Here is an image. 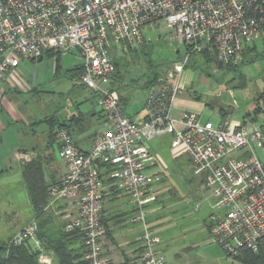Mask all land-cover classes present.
I'll return each instance as SVG.
<instances>
[{"label": "built area", "instance_id": "2783aa9c", "mask_svg": "<svg viewBox=\"0 0 264 264\" xmlns=\"http://www.w3.org/2000/svg\"><path fill=\"white\" fill-rule=\"evenodd\" d=\"M157 23L170 30L183 55L166 78L148 84L144 116L129 117L111 88L115 67L109 49H136L144 41L142 29ZM263 32L264 0H0V87L9 80L22 88L15 72L22 60L76 50L81 58L76 84L95 95L102 114L101 130L87 152L66 129L53 130L65 174L49 188L45 207L56 211L67 201L75 207L63 230L81 233L89 264H107L104 179L135 205L140 263L166 264L145 211L154 200L150 169L155 157L147 142L158 135H170L173 156L186 155L191 172L203 180L213 201L210 234L225 255L264 249V128L250 121L232 128L228 119L202 123L195 112L172 114L191 55L205 52L216 70L236 66L244 46ZM37 232L32 219L9 239L7 249L35 239ZM39 261L48 264L42 255Z\"/></svg>", "mask_w": 264, "mask_h": 264}, {"label": "rangeland", "instance_id": "374dc122", "mask_svg": "<svg viewBox=\"0 0 264 264\" xmlns=\"http://www.w3.org/2000/svg\"><path fill=\"white\" fill-rule=\"evenodd\" d=\"M142 34L144 41L136 47L135 52L125 53L118 47L109 49L111 58L117 63L113 87L118 96L124 98L132 95L131 100L144 97L146 89L143 87L151 68L156 70L158 77L166 78L172 64L183 55L182 48L176 41L170 40V30L162 23L146 26ZM57 56L61 58L59 67L54 57L44 56L39 63L21 61L15 72L22 88L15 86L13 96L3 99V116H6L10 105L19 116L25 112L38 121L52 115L59 119L60 115L75 107L78 100L75 96L81 88L76 84L74 70L80 65L81 58L76 50ZM238 65L233 71L216 70L206 63L201 54L191 55L190 62L180 75L182 89L177 100L183 105L195 106L194 111L200 122L209 121L214 125L222 121L218 110L229 108L227 119L232 122L233 128L251 108L253 98L264 92V32L250 46H244ZM34 89L37 93L33 92ZM89 92L84 91L83 94L89 97ZM80 107L82 111L89 108L90 103L80 104ZM97 123L92 130L100 129ZM19 125L20 122L16 124L18 135L13 133L14 138L4 139L0 143V168L8 165V155H12L14 147L30 148L45 142L46 122L33 125L24 132L26 135L19 131ZM147 146L155 160L150 169L154 175L150 189L154 200L145 207L146 221L159 238L157 249L164 255L166 264H240L227 257L212 240L209 231L211 224L207 228L209 208L205 203L203 180L191 172L187 156H172L170 135L155 136L148 140ZM52 148L55 159L60 161L56 145L53 144ZM121 200L127 203V211L135 208L129 195ZM32 218L33 211L22 183L0 187V241H4L3 236L25 226ZM60 226L59 222L54 221L50 227L57 229ZM140 227L138 222L131 223L128 218L112 234L121 245L120 232H129L127 242L139 246L136 238ZM31 241L38 242L36 238L30 240L29 244ZM38 246L41 248L39 242ZM43 259L47 260L45 257Z\"/></svg>", "mask_w": 264, "mask_h": 264}, {"label": "crops", "instance_id": "0c3cea01", "mask_svg": "<svg viewBox=\"0 0 264 264\" xmlns=\"http://www.w3.org/2000/svg\"><path fill=\"white\" fill-rule=\"evenodd\" d=\"M80 65L78 66V68H80ZM3 85H4L3 87L2 86L0 87V143L4 139L14 138L12 137L14 135L13 133L18 135L16 124H18L19 122H20V125L18 127L19 131L24 135H26L24 132L25 131L27 132V130L33 125L46 122L47 134L45 136L46 137L45 142L41 146H31L30 148L27 147L17 148L16 146L12 149L11 151L12 155H8V165L6 166L7 168L6 167L0 168V187H6L11 184H16L18 182L22 183L24 187L21 176V167L25 162H28L36 157H39L43 162V171L47 183L53 184L59 182L65 174V166L62 163V161L60 163V161L55 159L52 147L53 144L54 145L56 144L54 140L49 139L48 135L51 133V131H53V129L57 128L58 125L65 124L75 144L81 150L85 152L89 151L92 146L93 139L97 136V134L101 130V128L97 129L96 131L92 130L94 124H96L97 122H98L97 124L100 127V123L102 119V114L96 103L95 95L93 93H90L89 90L79 87L81 89L79 93L75 96L78 97V100L75 102V107H73L74 109L71 108L68 111L64 112L62 115H60L59 119H56L55 115H52V116H46L44 120L38 121L31 118L28 114L26 115L25 112H24L25 116L23 114H20L19 116L16 109H14L11 105H10L11 107L10 106L8 107V112L5 113L6 116L5 115L3 116V112H1L3 99L7 98L8 96L11 98L14 94L13 91L15 90V86L9 80H6L3 83ZM84 91L89 92L91 95L89 94V97L86 96L85 94H83ZM33 92L37 93L35 89L33 90ZM143 98H136V100H130L128 105L122 108L124 114L133 118L143 117L144 116L143 105H142ZM177 99L178 96L176 97L172 111V114L174 116H181L185 112L196 113V111H194L195 106L183 105L182 102L178 101ZM87 102L90 103V107L85 108L84 110L81 111L80 104ZM14 112H16L18 116ZM22 115L24 116V118H22ZM239 123L240 122L235 123V126H237ZM28 137L29 136H27L26 138ZM10 156L11 158L9 159ZM172 156H173V152H172ZM104 192H105V197L102 207V221L104 222V225L106 226V229L109 232L108 235H105L102 244L105 259L107 260V262H110L111 264H121L123 263L124 260H129L131 264H141L140 263L141 251L139 249L140 245L134 246L131 245L132 242H127V238H128L127 235L129 232L126 231L120 232L119 238L121 240L120 243H122L121 245L118 243V240H116V238L112 234L113 230L117 227H122L128 218L131 223L136 222L135 221L136 208H134L131 211L126 210L127 203L125 202V200H121V199L127 197L128 195L124 191L117 189V187L112 183L104 185ZM211 201L212 198L205 189V203L209 208V213L207 218V220H209L208 226H210L211 224L210 216L213 214ZM75 212H76L75 207L69 201H67L61 203L57 207L56 211L47 210L45 214H47L46 215V217H48L47 221L50 223L49 225L51 226L52 222L54 221L59 222L61 225H64L68 219L75 216L76 214ZM21 228L22 226L17 230H13V232H10L9 234L3 236L4 241L1 242L4 243L5 241H7L12 235H14ZM140 234H141V227H140V232L136 238L137 242ZM30 245L38 249L40 248L38 246V242L31 241ZM42 256L47 259L48 264H57L56 259L53 257L50 251L44 250Z\"/></svg>", "mask_w": 264, "mask_h": 264}, {"label": "trees", "instance_id": "16d2710c", "mask_svg": "<svg viewBox=\"0 0 264 264\" xmlns=\"http://www.w3.org/2000/svg\"><path fill=\"white\" fill-rule=\"evenodd\" d=\"M135 51L136 49H133L129 50L128 52ZM57 55L61 54L52 52H46L44 54V56L47 57H54L59 67L61 58ZM201 55L203 58H205L206 63L210 65L212 64V59L207 54H205V52L201 53ZM112 61L115 67V74L111 83V88L112 90L117 91L113 87V83L117 76V63L113 59ZM238 66L239 65L224 68L221 65H218L217 67L218 70L233 71ZM74 71L76 72L75 76L77 78L80 73V68L77 67ZM158 76L159 75L156 70L151 68V72L148 76V79H146V83L143 88L146 89L148 84H150L153 79L157 78ZM131 98L132 95L126 96L124 98L123 96L119 95L120 106L123 108L124 106L128 105ZM250 107L251 108L243 114L241 122L250 121L259 125L261 128H264V92H261L259 96L253 98L252 105ZM229 110V108H220L218 110L222 121L227 120ZM58 127L64 128L68 131L65 124L58 125ZM52 133L53 131H51L48 137L49 139L54 140ZM21 176L30 206L33 211L32 219L35 220L38 225L36 240L40 243L41 248H35L29 244V241H26L19 246H13L7 249V243L4 244L0 241V264H42L39 261V258L43 253L42 249L50 251L53 257L56 259L57 264H89L90 262L87 258V250L85 248L81 233L78 231L65 232L63 230L64 225H61L57 229H54L53 227L51 228L49 225L50 223L47 221L48 217H46L47 214H45V207L50 200L48 192L49 188L55 183H47L44 176L42 160L39 157H36L28 162H25L21 167ZM110 183L111 180H103L104 185ZM102 223L104 225L103 221ZM207 228L209 229V226ZM108 233L109 232L106 229V235H108ZM231 258L238 261L240 264H264V249H261L257 252H251L249 250L242 249L236 256ZM107 264L111 263L107 262ZM121 264H131V262L129 260H124Z\"/></svg>", "mask_w": 264, "mask_h": 264}, {"label": "water", "instance_id": "95a60500", "mask_svg": "<svg viewBox=\"0 0 264 264\" xmlns=\"http://www.w3.org/2000/svg\"><path fill=\"white\" fill-rule=\"evenodd\" d=\"M42 59H43V57H40V58H38L35 62H38V63H39V62L42 61ZM95 163L98 164V160H95Z\"/></svg>", "mask_w": 264, "mask_h": 264}]
</instances>
